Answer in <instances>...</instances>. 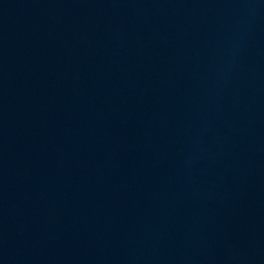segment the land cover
<instances>
[{"label": "water", "instance_id": "water-1", "mask_svg": "<svg viewBox=\"0 0 264 264\" xmlns=\"http://www.w3.org/2000/svg\"><path fill=\"white\" fill-rule=\"evenodd\" d=\"M0 264H264V0H0Z\"/></svg>", "mask_w": 264, "mask_h": 264}]
</instances>
